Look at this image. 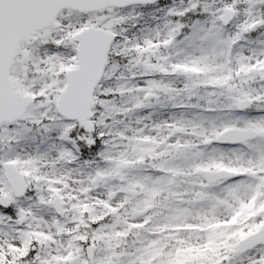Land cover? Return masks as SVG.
<instances>
[{
  "label": "snow or ice",
  "instance_id": "1",
  "mask_svg": "<svg viewBox=\"0 0 264 264\" xmlns=\"http://www.w3.org/2000/svg\"><path fill=\"white\" fill-rule=\"evenodd\" d=\"M0 264H264V0H0Z\"/></svg>",
  "mask_w": 264,
  "mask_h": 264
}]
</instances>
